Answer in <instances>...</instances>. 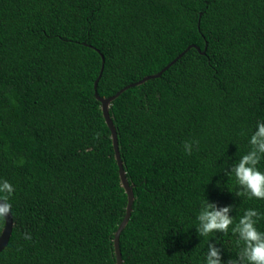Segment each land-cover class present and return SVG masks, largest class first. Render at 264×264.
<instances>
[{"label":"trees","instance_id":"obj_1","mask_svg":"<svg viewBox=\"0 0 264 264\" xmlns=\"http://www.w3.org/2000/svg\"><path fill=\"white\" fill-rule=\"evenodd\" d=\"M190 45L110 106L135 195L122 257L202 264L208 242L236 256L234 235L195 225L206 199L264 213L229 176L264 120V0H0V180L14 186L0 264H117L128 195L95 82L115 95Z\"/></svg>","mask_w":264,"mask_h":264},{"label":"clouds","instance_id":"obj_2","mask_svg":"<svg viewBox=\"0 0 264 264\" xmlns=\"http://www.w3.org/2000/svg\"><path fill=\"white\" fill-rule=\"evenodd\" d=\"M248 144L250 149L240 156L229 176L238 186L237 195L243 194L248 199L264 200V167L260 165L264 159V120H257L248 138ZM184 148L186 152L191 153L186 144ZM217 183L220 186V182ZM13 192L14 186L9 181L0 180V217L11 212L9 198ZM231 211L232 206L219 208L208 199L202 202L196 216L197 235L207 238L214 236L217 231L230 232L240 246L236 256L225 262L220 249L208 242L202 264H264V230L259 227L264 213L250 207L237 219L229 215Z\"/></svg>","mask_w":264,"mask_h":264},{"label":"water","instance_id":"obj_3","mask_svg":"<svg viewBox=\"0 0 264 264\" xmlns=\"http://www.w3.org/2000/svg\"><path fill=\"white\" fill-rule=\"evenodd\" d=\"M191 47H196L198 50H200V48L197 45H190L189 47H187L185 49V51L180 53L171 63H169L166 67H164L160 72L145 76L143 79L123 87L115 95H112L109 97H102L98 94L97 86H98V81H99L101 75L99 76V78L95 82L96 96L102 103L103 114H104L106 122H107V124L111 130V133H112L114 149H115V153H116L117 162L119 165V173H120L121 183H122V186L128 195V205H127L126 215H125L123 221L121 222L119 228L117 229V231L115 233V251H116V257H117V264H124L122 252H121V247H120V236L122 234V231L127 226L128 222L130 220V217H131V214L133 211V204L135 201V195H134L133 186L130 185L128 178H127L126 170L124 168V164H123V160H122L121 152H120V147H119L117 130H116L115 124L113 122V119L110 115V106H111L112 102L121 93H123L128 88L133 87L135 85H140L149 79H153V78H157V77L161 76L162 73L166 69H168L172 64H174L176 61H178ZM203 53H205V51H203ZM104 61H105V59L103 57V62ZM4 218H5L6 223H5V227L2 231V233L0 235V253L7 247L8 243L10 241V238L12 236L13 226H14V218H13L12 212H10L7 216H4Z\"/></svg>","mask_w":264,"mask_h":264}]
</instances>
